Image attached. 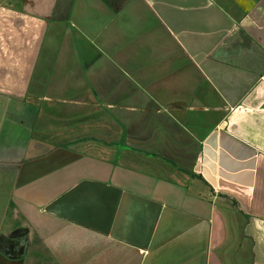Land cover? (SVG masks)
Listing matches in <instances>:
<instances>
[{
  "label": "crops",
  "instance_id": "0c3cea01",
  "mask_svg": "<svg viewBox=\"0 0 264 264\" xmlns=\"http://www.w3.org/2000/svg\"><path fill=\"white\" fill-rule=\"evenodd\" d=\"M0 179L13 264H264V0H0Z\"/></svg>",
  "mask_w": 264,
  "mask_h": 264
},
{
  "label": "rangeland",
  "instance_id": "374dc122",
  "mask_svg": "<svg viewBox=\"0 0 264 264\" xmlns=\"http://www.w3.org/2000/svg\"><path fill=\"white\" fill-rule=\"evenodd\" d=\"M4 104L9 108L17 107L16 104H11V103H4ZM11 132L18 135V140L14 143H23L22 140L24 138L23 130H20L19 128H12ZM11 132L9 130H6L7 137L9 139H12ZM31 153H32L31 149L26 151V155H29ZM164 163L169 165L170 164L174 165V163L170 161L169 162L166 161ZM153 173L163 176L162 173L160 172H153ZM5 183L6 181L0 179V233L1 234L9 233L13 229V225L15 223L14 221H16L17 225L18 223H23L20 218H13L12 210L9 208L10 206L7 207V201L9 200L8 197L9 189L5 187L6 186ZM188 186L190 187L192 186V184L188 183ZM188 190L193 191L196 189H188ZM28 238L30 240L33 239L32 233L28 235ZM0 260L2 261V259ZM22 264H53V261L50 259V256L46 253L42 245H40L39 243H32V247L30 248V251H28V253L26 254V257L22 261Z\"/></svg>",
  "mask_w": 264,
  "mask_h": 264
},
{
  "label": "flooded vegetation",
  "instance_id": "af4514ba",
  "mask_svg": "<svg viewBox=\"0 0 264 264\" xmlns=\"http://www.w3.org/2000/svg\"><path fill=\"white\" fill-rule=\"evenodd\" d=\"M14 235H18V234H16V233H13ZM20 241H22V239L20 240ZM19 245V243L14 247L15 248V251L16 250H21L22 248H23V245L22 246H18ZM17 248V249H16ZM17 252V251H16ZM7 254L8 255H11L12 253L11 252H9V251H7ZM9 258V257H8ZM2 260L3 261H0V264H7V263H9V264H13L11 261H9V260H7V259H4V257L2 258ZM14 262H16V264H18V260H14Z\"/></svg>",
  "mask_w": 264,
  "mask_h": 264
},
{
  "label": "trees",
  "instance_id": "16d2710c",
  "mask_svg": "<svg viewBox=\"0 0 264 264\" xmlns=\"http://www.w3.org/2000/svg\"><path fill=\"white\" fill-rule=\"evenodd\" d=\"M122 139H120V142H121ZM62 148H68L69 147V143H64L61 145Z\"/></svg>",
  "mask_w": 264,
  "mask_h": 264
}]
</instances>
